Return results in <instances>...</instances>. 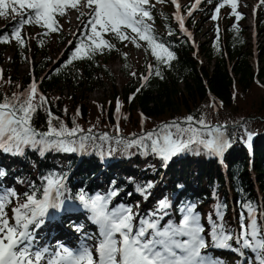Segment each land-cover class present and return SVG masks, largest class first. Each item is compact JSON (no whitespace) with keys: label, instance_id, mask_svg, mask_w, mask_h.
Wrapping results in <instances>:
<instances>
[{"label":"trees","instance_id":"trees-1","mask_svg":"<svg viewBox=\"0 0 264 264\" xmlns=\"http://www.w3.org/2000/svg\"><path fill=\"white\" fill-rule=\"evenodd\" d=\"M151 2L161 5L162 9L152 7L153 19L148 23L169 46L175 59L167 66H159L163 78L156 76V62L150 51L145 53L146 42L138 40L147 62L154 65L153 75L139 92L136 91L141 85L138 74L123 87L120 114L116 120L113 113L117 110L114 109L117 102L114 106L112 99H105L96 104L87 102L86 98L93 88L102 87L104 80L109 78L108 61L118 57L125 67L124 50L128 45L134 46L129 41L121 43L112 39L115 50L97 55L92 61H75L71 65L66 62L82 26L75 35L69 36L62 28L57 33L38 35L45 30L25 25L29 37L23 48L16 42L0 43V63L6 60L7 52L12 53L7 69H0V99L23 92L31 84L32 76L38 91L49 101L33 116L32 123L37 131H47V111H51L59 118L52 120L53 125L59 126L63 121L69 128L79 126L83 129L72 138L77 140V148L79 136L94 137L85 141L84 150L75 152L49 150L41 155L31 146L24 147L20 155L0 151V171L5 173L0 177V191L18 185L27 193L33 190L32 185L39 190L43 177L50 174L65 176L66 213L62 225L72 227L82 224L80 217H73L75 213H86L74 199L81 191L86 196H94L106 194L114 187L120 191L109 207L126 205L148 215L151 210L144 204L150 195L145 199L137 192V187L152 182L150 190H154L155 207L165 198L171 204L161 225L168 221L178 223L179 209L191 203L206 231L210 230L209 216L216 221L219 209L223 215L219 223L235 236L240 232L241 215L246 213L244 206L251 203L257 210L259 225L264 228V46L256 45L254 59L245 28L216 26L210 29L207 40L197 42L195 51L177 30L169 2ZM192 2L194 0H187L185 12L190 10ZM216 4L217 0H201L196 7V19L187 22V26L196 30L200 20L212 18ZM260 7L263 12H257V29L264 26V5ZM10 18V13L7 18L0 17L4 24L0 33L11 31L15 21ZM67 37L73 44L64 43ZM24 64L29 65L31 76L27 70L19 71ZM40 75L43 76L38 79ZM54 92L59 96L54 97ZM129 97H132L131 102ZM188 116L193 117L191 127L202 133L224 126L221 131L231 141V147L222 157L203 150L187 151L174 156L163 166L150 149L139 146L125 149L123 144L116 142L117 139L138 140L153 131L159 133L163 125L173 121L188 127L184 123ZM201 118L207 128L198 123ZM169 131L176 133L174 127ZM248 133L252 134L250 141ZM104 134H107V140L100 139ZM145 143L150 144V141ZM37 195L41 192L37 191ZM20 202H23L22 198Z\"/></svg>","mask_w":264,"mask_h":264},{"label":"snow or ice","instance_id":"snow-or-ice-1","mask_svg":"<svg viewBox=\"0 0 264 264\" xmlns=\"http://www.w3.org/2000/svg\"><path fill=\"white\" fill-rule=\"evenodd\" d=\"M155 2L166 3L168 0ZM171 3L176 8L175 19L180 30L191 39V34L184 26V17L179 15L180 4L177 0H171ZM200 3L201 0H196V4ZM238 3L239 0H217L215 13L218 14L221 8L228 6L231 15L239 21L243 16L237 11ZM261 4L264 5V0H261ZM82 7L88 11H81ZM152 7L154 4L151 0H0V17L7 18L10 13L15 21L10 32L0 33V43L15 41L23 48L25 40L21 33L25 25H34L45 30L38 35L57 33L62 28L57 17L66 16L67 11L72 9L79 13L77 19L82 27L75 46L69 53L66 62L68 65L75 61H92L97 55L115 50L116 45L105 38L111 36L121 43L129 41L137 48L141 47L138 40L146 42L144 51L146 54L150 51L156 62L154 74L163 78L159 66L169 65L175 59V54L148 23L153 19ZM188 15L192 13L189 12ZM84 16L88 17L86 21L81 19ZM217 18L216 14L212 16L213 20ZM68 43L71 45L73 41ZM146 67L147 75L140 76L141 85L137 92L147 85L153 75L154 65L149 63ZM131 75L135 76L136 73ZM37 95V84L33 81L23 92L0 99V151L20 155L26 146L33 147L41 155L49 150H84L85 141L94 137L79 136L77 148V140L72 138L78 132H83V129L79 126L69 128L63 121L59 122V126L53 125L52 120L59 118L54 117L51 111H47V131L39 132L35 129L32 123L34 114L49 103L42 94H39L37 102ZM131 99L129 97L130 102ZM119 109L120 102L117 100V112ZM143 119L141 114V127ZM192 122L193 117L188 116L184 121L188 127H181L173 121L163 125L159 133L153 131L142 135L138 140L117 139L116 142L123 144L125 149L132 146L150 149L151 154L156 155L163 166L183 152L203 150L207 154L222 157L231 147V141L221 131L224 126L202 133L200 129L191 127ZM198 123L203 128L208 127L203 118ZM173 127L176 129L175 134L169 131ZM88 133L91 134V129ZM247 135L250 141L252 134ZM100 139L107 140V134L100 136ZM145 141H150V144ZM193 145L196 147L193 148ZM3 175L5 173L0 171V177ZM63 180L64 177H57L56 174L43 177L40 189L36 190L35 185H32L33 190L24 193L23 202H20L14 189L0 191V264H220L216 258L207 254L209 248L236 251L240 255H243V250H249L255 255L250 264H264V228L259 225L257 210L251 203L244 206L246 213L241 215L240 232L235 236L219 223L223 219L219 209L216 221L209 216V242L205 238L206 229L201 224L195 205L189 203L179 209L181 218L178 223L168 221L161 225L171 207L167 198L157 202L156 208L148 213V218L137 219L138 213L130 206L109 207L113 198L119 195L120 190L114 187L106 194L98 193L94 196H86L81 191L74 198L89 213L90 222L97 227L96 236L84 237L85 240L95 239L97 242L94 247L81 243L76 249L63 245H57L55 250L49 247L37 248L36 230L48 220H56L57 216L53 213L64 210L66 185ZM152 187L153 183L148 182L145 186H138L137 192L147 199ZM37 191L41 195H37ZM13 199L18 203L12 208V215L9 217L6 209ZM72 228L78 233L83 231L81 226L75 224ZM232 242L235 243V248Z\"/></svg>","mask_w":264,"mask_h":264},{"label":"rangeland","instance_id":"rangeland-1","mask_svg":"<svg viewBox=\"0 0 264 264\" xmlns=\"http://www.w3.org/2000/svg\"><path fill=\"white\" fill-rule=\"evenodd\" d=\"M180 2H181V7L183 5L185 6L187 4L186 3L187 0H180ZM194 5H195V7H193ZM260 5H261V0H239L237 11L239 13H241L243 16V18L240 19L239 21L236 20L234 15H231V9L228 6L221 8L220 12L218 14L214 13L218 16V18L216 20H213L212 18H208L206 20H200L198 22L196 30H192L189 28L190 32H191V38L195 42V46H194L195 51H196L197 42L202 43L210 37V29L212 27H216V26L221 27V28L233 27V25L235 24L236 27H238V28L239 27L245 28L247 33H249L248 34L249 42L252 44V49H253L252 55L254 56V59H255L256 45L264 46V26H262L259 29H257L258 26H256L257 12H259V11L263 12V10H261ZM196 7H197L196 1L194 3L192 2V6H191L190 10L188 12H184L185 16L187 18V22H190L193 19L194 20L196 19L195 18V15L197 12ZM154 8H156L157 10H161L162 6L159 4H155ZM81 11L87 12L88 9L82 7ZM189 12H191L192 15L189 16L188 15ZM78 16H79V13L76 10L69 9L67 11L66 16H64V17L58 16L57 17V20L59 21V24L62 25V30L65 32L66 35H69V36L73 35L75 32H77V30H79V27H81L80 21H78V19H77ZM10 19H12V17ZM81 19L86 21L88 19V17L84 16V17H81ZM3 26H4V24L0 20V28ZM34 31L35 30H33V32ZM21 34H22L24 40L28 39V37H29L28 31L25 28H23ZM105 38L109 39L110 42H112L111 36H108ZM68 41H69V38L67 37L64 43L67 44ZM14 42L15 41H12V43H14ZM124 51L126 53V63L125 64L127 65V67H123L124 66L123 61L121 59L119 60L118 57H116L114 60L108 61L106 68L108 69L109 78L104 80V82L101 85L102 87L93 88L89 92V94L86 98L87 102L99 104L105 99H108V100L112 99L114 106H115L117 100H119V102L122 100V97H123L122 89H123V87L125 85H127L128 83H130V81H132L131 79H132L133 75H131V73H136V76L138 74L139 78L142 75H147V67L146 66H147V64H149V62H147V60H146V56H145L143 49L137 48L136 46L128 45V47L125 48ZM11 54H12L11 52H7L5 54L6 60L4 62L0 63V69L2 71L7 69L8 61L11 57ZM57 54H58V52H57ZM56 56H58V55H55V57ZM24 59H28V57L24 56ZM35 61H38V58H36ZM26 70L28 71V73L31 76L32 71L30 70V67L28 64H24L19 68V71H21V72L26 71ZM42 76L43 75H40L38 77V79H41ZM30 80H31L30 82L32 83L33 82L32 76L30 77ZM39 94H41V93L38 91L37 96H39ZM56 96H59V95L57 92H54V97H56ZM114 109L116 110L117 107ZM119 114H120V111L119 112H117V110L114 111L113 118L116 120L117 119L116 117L119 116ZM11 189H14L18 193L20 199L22 198V201H23V198H24L23 189L18 185H13L11 187ZM153 196H154V190L152 189V191L150 190L149 198L146 200V202L144 204L148 208H150L151 211L156 208L155 204H154ZM17 203H18L17 200L13 199L12 203H10L7 206L6 211L8 212L9 217H11V215H12V211H11L12 208L17 206ZM85 212H87V211L85 210ZM135 212L138 213L137 219L148 218V215L141 212V211L136 210ZM77 213H79V214H77ZM80 213L81 212H76L75 216H73V217H77V215H81ZM10 222H11V220H10ZM81 222L84 224H82V225L78 224V226H81L83 231L79 232V233L76 231H73L72 227H69L67 225L60 226V224H58L56 229H53L50 227L49 228L48 227L43 228L42 231L45 232V234L43 235L44 237H46V235L48 237L49 235H51L52 233L55 232L54 237L51 239V241H53V243H50L48 246H45V247H49L50 249L55 250L57 245L69 246V245L73 244L74 246L75 245L80 246L81 243H86L89 247H94L97 241L95 239L85 240L84 237H85V235H87L89 237L96 236L98 234L95 231L96 230L95 228H97L96 225H94L93 223L90 222L89 215L86 217V219L82 218ZM35 235H37V234H35ZM205 238H206V240H208L210 242V237H208L207 231L205 232ZM35 241H36L35 247L42 248V246H40L41 245L40 244L41 238L37 239V237H35ZM207 254L211 257L216 258L218 261H219V259H222L221 261H219L220 264H250V262H252L255 258L254 253H252L249 250H243V255H240L236 251L209 248L207 250ZM237 258H238V260H237Z\"/></svg>","mask_w":264,"mask_h":264},{"label":"bare ground","instance_id":"bare-ground-1","mask_svg":"<svg viewBox=\"0 0 264 264\" xmlns=\"http://www.w3.org/2000/svg\"><path fill=\"white\" fill-rule=\"evenodd\" d=\"M64 208H65V206H64Z\"/></svg>","mask_w":264,"mask_h":264}]
</instances>
